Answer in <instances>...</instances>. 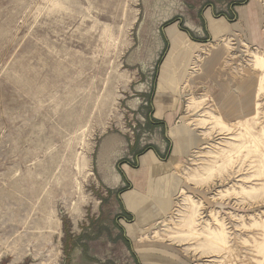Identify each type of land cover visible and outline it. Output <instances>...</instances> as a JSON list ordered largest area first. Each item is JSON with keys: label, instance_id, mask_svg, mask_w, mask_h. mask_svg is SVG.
<instances>
[{"label": "rangeland", "instance_id": "1", "mask_svg": "<svg viewBox=\"0 0 264 264\" xmlns=\"http://www.w3.org/2000/svg\"><path fill=\"white\" fill-rule=\"evenodd\" d=\"M169 53L187 155L131 219L99 171L166 158ZM257 57L264 0H0V264H264Z\"/></svg>", "mask_w": 264, "mask_h": 264}, {"label": "crops", "instance_id": "2", "mask_svg": "<svg viewBox=\"0 0 264 264\" xmlns=\"http://www.w3.org/2000/svg\"><path fill=\"white\" fill-rule=\"evenodd\" d=\"M181 35H184V33ZM174 37L171 34L170 40ZM166 59L168 64L164 65ZM173 61V56L168 54L161 63L159 74L162 80V88L157 91L153 104L154 117L166 126L167 137L171 141V149L166 158L161 155L160 151L150 147L140 154L128 156V160L117 168L116 174L110 164L104 165L99 171L102 176V183L108 190L115 191L119 189L116 197L125 216H129L131 219L138 214L142 206L153 205L155 200L152 202V198H156L155 192L161 187L160 182L165 180L166 175L170 174L171 167L187 155L186 141L188 142L190 139L186 138L188 132L173 123L175 119L174 112L179 109V103L173 100L175 92H169V89L163 85L164 79L174 77L173 72H171ZM114 142L115 140H111V143ZM111 154L110 159L113 160L114 166L117 158L114 153L110 152L109 155ZM120 181L121 184H119ZM162 199L163 197L160 200Z\"/></svg>", "mask_w": 264, "mask_h": 264}, {"label": "bare ground", "instance_id": "3", "mask_svg": "<svg viewBox=\"0 0 264 264\" xmlns=\"http://www.w3.org/2000/svg\"><path fill=\"white\" fill-rule=\"evenodd\" d=\"M174 36V35H173ZM172 38V37H171ZM172 45H174V43H175V41H176V38L174 37L172 40ZM170 54V53H169ZM168 64V60L166 59V62L164 63V65L165 64ZM255 65H256V67H264V59L263 58H261V57H257L256 58V63H255ZM260 70H261V68H260ZM258 88L260 89V86H258ZM258 91V90H257ZM181 191H183V190H181Z\"/></svg>", "mask_w": 264, "mask_h": 264}]
</instances>
